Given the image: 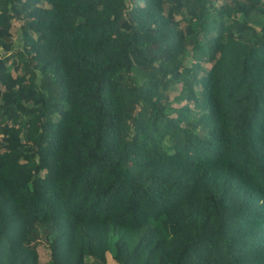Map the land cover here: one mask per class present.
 Instances as JSON below:
<instances>
[{
  "label": "trees",
  "instance_id": "obj_1",
  "mask_svg": "<svg viewBox=\"0 0 264 264\" xmlns=\"http://www.w3.org/2000/svg\"><path fill=\"white\" fill-rule=\"evenodd\" d=\"M109 258L264 264V0H0V264Z\"/></svg>",
  "mask_w": 264,
  "mask_h": 264
},
{
  "label": "rangeland",
  "instance_id": "obj_2",
  "mask_svg": "<svg viewBox=\"0 0 264 264\" xmlns=\"http://www.w3.org/2000/svg\"><path fill=\"white\" fill-rule=\"evenodd\" d=\"M39 247L40 249L39 248L38 249H39L40 259L44 260V248L42 247V245H39ZM109 263L112 264L110 258H109Z\"/></svg>",
  "mask_w": 264,
  "mask_h": 264
}]
</instances>
